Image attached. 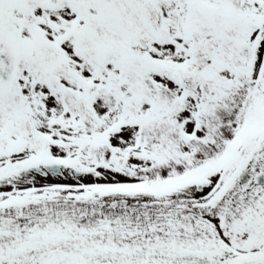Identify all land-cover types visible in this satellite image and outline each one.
<instances>
[{
  "label": "snow or ice",
  "instance_id": "snow-or-ice-1",
  "mask_svg": "<svg viewBox=\"0 0 264 264\" xmlns=\"http://www.w3.org/2000/svg\"><path fill=\"white\" fill-rule=\"evenodd\" d=\"M0 264H264V0H0Z\"/></svg>",
  "mask_w": 264,
  "mask_h": 264
}]
</instances>
